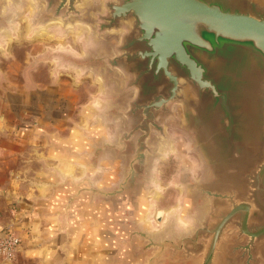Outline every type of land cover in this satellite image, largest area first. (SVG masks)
<instances>
[{
	"label": "crops",
	"instance_id": "obj_1",
	"mask_svg": "<svg viewBox=\"0 0 264 264\" xmlns=\"http://www.w3.org/2000/svg\"><path fill=\"white\" fill-rule=\"evenodd\" d=\"M35 28L29 38L21 23L17 38L0 49V230L9 228L20 240L14 258L0 264H201L205 239L196 240L197 248L179 243L228 207L219 194L246 195L242 173L221 166L220 154L199 143L217 139L199 119L204 113L173 106L163 135H150L137 154V135L125 138L132 92L124 91L122 74L95 55L108 45L101 41L76 60L48 51L73 43L69 32L62 31L61 40L56 28L50 37ZM97 74L103 85L93 82ZM102 88L106 102L93 108L90 101ZM172 149L179 158L163 160ZM184 157L201 164L195 178L181 166ZM154 168L164 184L179 171L184 187L156 193ZM177 196L191 203L184 210L193 227L178 229L175 214L162 228L151 226L157 211L177 207ZM246 242L227 228L211 264H264V241L250 249Z\"/></svg>",
	"mask_w": 264,
	"mask_h": 264
},
{
	"label": "water",
	"instance_id": "obj_2",
	"mask_svg": "<svg viewBox=\"0 0 264 264\" xmlns=\"http://www.w3.org/2000/svg\"><path fill=\"white\" fill-rule=\"evenodd\" d=\"M47 2L33 20L49 37L55 28L71 36V18L96 12L90 20L94 44L108 47L95 55L117 69L124 91L132 92L125 138L137 135V154L150 135H163V119L182 104L204 113L198 118L214 130L217 139L199 143L220 154L221 166L242 173L244 199L219 194L228 207L179 244L197 248L196 240L205 239L201 264H211L229 227L246 237V249L264 241V0H106L105 16L86 12L81 0ZM45 16L61 28L41 30Z\"/></svg>",
	"mask_w": 264,
	"mask_h": 264
},
{
	"label": "clouds",
	"instance_id": "obj_3",
	"mask_svg": "<svg viewBox=\"0 0 264 264\" xmlns=\"http://www.w3.org/2000/svg\"><path fill=\"white\" fill-rule=\"evenodd\" d=\"M36 3L37 0H0V23L6 24V27H0V49H5L8 43L11 40L17 38V33L21 27V20L27 21L30 31L28 33L29 38L36 34L37 29L31 27L32 18L36 12ZM27 8V10H26ZM68 30L72 33L74 40L73 43L81 47V51H77L73 47V43L69 44H58L55 48H50L49 52H65L70 54L76 60H83L89 55V50L95 47V44L92 39V28L89 25L77 23L76 25H69ZM58 33V39H65V34L59 32V29L56 30ZM111 32L115 33L120 30L111 29ZM128 31L124 30V35H128ZM53 64H58V61L53 60ZM62 67V65H61ZM84 72H79L76 76V81L79 83L80 78L84 76ZM91 76V73H89ZM94 83L103 85L104 77L97 74L94 78ZM106 102L105 91L102 88L95 96L92 97L90 104L93 108L100 109L102 103ZM185 149H189V145L184 146ZM190 150V149H189ZM169 157L179 158L175 149L164 152L162 155L163 160H168ZM188 160L190 162V167L188 164H184L183 161ZM157 164L160 163L159 160L156 161ZM181 166L189 171L193 178L196 177L197 172L201 169V164L191 158L184 157L181 160ZM153 173L156 176V179L152 182V188L156 193L163 194L168 189H182L184 186L178 181L180 179L181 173L177 171L166 184L162 183L160 180V174L157 169H153ZM177 207L171 208L168 211L163 209L155 213V219L150 220V225L154 228H162L165 224L168 223L169 217L176 215V226L178 229L190 230L193 227L194 221L191 217H188L184 209H189L192 207L191 203L186 201L183 197H176ZM155 202H152V208H155ZM145 209L150 211V209L145 206ZM163 218V219H161ZM157 220L160 223H157Z\"/></svg>",
	"mask_w": 264,
	"mask_h": 264
},
{
	"label": "rangeland",
	"instance_id": "obj_4",
	"mask_svg": "<svg viewBox=\"0 0 264 264\" xmlns=\"http://www.w3.org/2000/svg\"><path fill=\"white\" fill-rule=\"evenodd\" d=\"M105 3H106V0H83V1L81 0L80 4L82 6H79V7L80 8H83L84 7V9L86 10V12L89 9V10H92V11H97L100 14H103L105 16L106 15V9L104 8V4ZM47 4H48L47 0H43V1L42 0H37V3H36V9L37 10H36V12H35V14H34V16L32 18V22H31V27L32 28L33 27L34 28L36 27V25L34 24V20L33 19H34V17H36L37 12L40 11V7H42V5H43L44 8H47V6H48ZM26 10H27V8H26ZM95 13L96 12H94L92 14L91 13H89V14L88 13H84V14L81 13L82 17L80 15V18H77V17L71 18L70 21H69V25H76L77 23H81V24L89 25L92 28V24H90V20L91 19L92 20H95V18H94ZM44 19H45L44 20V23L40 24V27H39L41 30H44L45 29L46 31H49L50 32L53 29V27H56L57 25H58L59 28H61V26L59 25L61 23L57 24V23L54 22V20L52 21L51 18L47 19L46 16H45ZM21 23H22V27L25 26L29 30L30 27H29L27 21H24L22 19L21 20ZM68 26H67V30H68ZM60 31L62 33V31H64V29H61ZM92 34H93V28H92ZM71 36L73 37L72 33H71ZM93 38H95V37L92 36V39ZM93 42H94V40H93Z\"/></svg>",
	"mask_w": 264,
	"mask_h": 264
},
{
	"label": "built area",
	"instance_id": "obj_5",
	"mask_svg": "<svg viewBox=\"0 0 264 264\" xmlns=\"http://www.w3.org/2000/svg\"><path fill=\"white\" fill-rule=\"evenodd\" d=\"M19 238L9 230H0V259L10 261L19 248Z\"/></svg>",
	"mask_w": 264,
	"mask_h": 264
}]
</instances>
